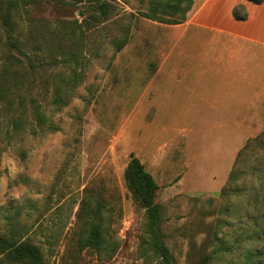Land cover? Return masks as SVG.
<instances>
[{
	"label": "rangeland",
	"instance_id": "374dc122",
	"mask_svg": "<svg viewBox=\"0 0 264 264\" xmlns=\"http://www.w3.org/2000/svg\"><path fill=\"white\" fill-rule=\"evenodd\" d=\"M108 1L126 14L147 8L137 0ZM233 1L217 0L212 11L225 29L237 24L233 9L245 8V0H238L228 9ZM81 7L42 3L32 8L31 17L50 23L75 19ZM262 20L258 27L264 30ZM128 22L130 38L120 52L108 45L94 50L108 33L93 30L87 58L76 66L34 70L0 44V73L8 60L20 65L11 69L7 83L14 104L8 108L0 102V235L12 224L9 215L14 228L24 229L41 248L47 264H161L147 245L145 211L125 184V168L134 155L158 185L159 228L174 264H264L261 113L244 122L253 128L243 130L240 149L250 143L224 171L228 153L243 135L236 119L241 111L245 117L256 114L254 107L243 105L264 100V89H256L264 77V49L241 41L235 72L225 84L214 73L223 72L227 61L203 42L207 32L199 35L191 26L166 40L167 33L154 21L135 17ZM163 50L173 75L149 82L143 71L160 64ZM58 86L69 91L64 107L53 104ZM19 94L26 103L22 114L12 111ZM32 100L41 103L53 125L46 132L35 124ZM214 101L218 104H202ZM17 118L23 123L19 133L12 129ZM96 204L102 207L107 246L80 249L86 211Z\"/></svg>",
	"mask_w": 264,
	"mask_h": 264
},
{
	"label": "trees",
	"instance_id": "16d2710c",
	"mask_svg": "<svg viewBox=\"0 0 264 264\" xmlns=\"http://www.w3.org/2000/svg\"><path fill=\"white\" fill-rule=\"evenodd\" d=\"M245 1L258 5L264 0ZM137 2L146 4L147 8L137 14H126L124 10L108 0H69V2L67 0H0V32L2 33L0 44L4 50L16 52L24 57L28 61V66L34 70L63 66L67 63L70 65L74 63L76 66L87 58V41L93 30L102 28L108 33L105 40L96 41L94 50L108 45L117 53L124 48L130 38V21L125 23V20L141 17L161 24L177 25L185 22L193 7V0H137ZM42 3L56 7L67 4L82 7L77 13V18L56 19L50 23L44 18L31 17L32 8ZM28 5H31V8L27 7ZM232 15L237 21H245L247 18L246 10L242 5L236 6ZM7 63L9 65L0 73V102L11 108L14 104V99L10 97L13 90L7 83L10 80L11 69H16L20 65L10 60ZM71 79L76 87L79 75L74 72ZM68 93L69 91L56 87L53 104L57 107L66 106L70 100V96H66ZM16 100L17 103L12 111L22 114L25 110V99L19 94ZM30 105L34 112L35 124L40 130L46 132L53 127L42 111L40 102L32 100ZM22 124L20 118L14 119L12 129L19 133L22 130ZM261 135L253 140H257ZM249 143L250 140L238 152L235 163ZM231 174L233 170L229 174V181ZM124 179L133 199L145 211L149 236L147 245L159 258L161 264H174L159 228L162 213L160 206L155 202L158 190L156 181L134 155L130 156L126 165ZM225 189L223 187L220 194H225ZM101 210L100 204H96L94 208L88 207L86 225L78 241L80 249L106 248ZM7 220L12 224L4 234L0 235V263L47 264L41 248L27 237V232L22 228H14L11 216L7 215Z\"/></svg>",
	"mask_w": 264,
	"mask_h": 264
},
{
	"label": "crops",
	"instance_id": "0c3cea01",
	"mask_svg": "<svg viewBox=\"0 0 264 264\" xmlns=\"http://www.w3.org/2000/svg\"><path fill=\"white\" fill-rule=\"evenodd\" d=\"M215 3H217V0H193V7L188 13L185 22L177 25L161 24L157 22L155 23L159 24V28L162 32H165V34L167 33L166 40H168V38L179 36V34H182L186 28H189L191 26L196 28L198 32L197 34H199L201 31L207 32L209 34V37H206V39L203 38V42L208 43L211 46L214 45L216 47V51H213V54L215 53L216 56L219 55L222 60L227 61V66L225 67V69H222L223 72H221L220 69H217L215 71V80L224 81V83L227 84L228 79L231 78V72H235V69L233 68L234 65L237 61H239L238 57L240 56V51L242 50V44L240 43L241 41H246L251 44H255L256 46H261L264 49V30H261V27H258L260 18H262V21H264V1L258 5H250L252 3H248L245 1L244 6L246 9L247 18L245 21H240L243 24H238V21L235 20L232 15L233 20L237 23L232 24L233 29H225L223 27L224 23H222L221 21L217 22L218 20L213 18L212 11L215 7ZM237 4L238 0H234L229 5L228 9H232ZM242 26H245L246 30H244ZM168 42L169 41L166 42V45ZM165 51L166 50L162 51V60L159 65L154 66L151 70L146 69L143 71V73H146L144 79L149 82H153L155 80H161L159 79V76L169 75V77H171L173 75L172 72H170L171 68L165 65ZM200 52L201 51L199 50L197 54L202 56V53ZM207 54H209V52H206V56H209ZM254 57L256 58L255 53ZM259 87H261L260 89H264V77L262 79V84L260 86H256V89H258ZM259 90L255 92L256 95H258ZM202 104L217 105L218 103L217 101H214L210 103L203 102ZM243 106L254 107L256 114H249L248 117H245V115H243V112L241 111L239 119L236 120L238 121V123H240L239 126L242 131H251V128L253 127L244 126V122L253 121L255 119L257 120L258 114L260 113L264 116V100H251L250 103L244 104ZM244 133L245 132L243 131V135L240 137V140L235 148L228 153V161L226 167L224 168V171L228 170V168L235 163L238 152L244 147L243 146L240 149Z\"/></svg>",
	"mask_w": 264,
	"mask_h": 264
}]
</instances>
